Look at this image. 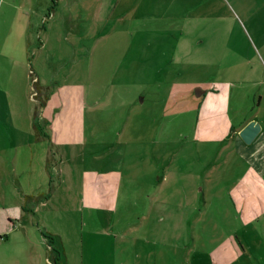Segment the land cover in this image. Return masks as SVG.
<instances>
[{
    "label": "rangeland",
    "instance_id": "374dc122",
    "mask_svg": "<svg viewBox=\"0 0 264 264\" xmlns=\"http://www.w3.org/2000/svg\"><path fill=\"white\" fill-rule=\"evenodd\" d=\"M159 1L57 0L45 18L50 0H0V69H9L21 44L30 58L26 69L50 92L67 83L87 86L85 129L98 138L86 144V160L55 153L50 167L47 158L43 163L50 196L66 199V227L81 226L82 214L74 212L73 222L70 211L80 204L82 170H102L115 159L127 196L111 217L120 252L111 255L124 264H213L193 246L264 244V217L254 222L249 214L254 203H242L246 221L237 220L225 195L248 164L264 173V0ZM27 84L31 101L29 76ZM196 88L203 94L196 96ZM251 121L260 132L246 144L239 132ZM62 175L65 183L54 192ZM155 200L190 210L172 227L168 217L157 222ZM191 206L204 213L196 218L207 221L203 232L185 229ZM67 253L66 264H79L78 251ZM92 257L107 259L106 252ZM248 257L231 264H264Z\"/></svg>",
    "mask_w": 264,
    "mask_h": 264
},
{
    "label": "crops",
    "instance_id": "0c3cea01",
    "mask_svg": "<svg viewBox=\"0 0 264 264\" xmlns=\"http://www.w3.org/2000/svg\"><path fill=\"white\" fill-rule=\"evenodd\" d=\"M148 1L152 4L160 3L159 0ZM167 3H174V0H168ZM45 5L47 7V4ZM20 45L14 48V54L9 57L11 58L9 69H0V264H52V252L45 235H52V245L61 251L60 258L64 264L68 249L72 257H76L77 251L79 252V264H124V260H116L114 257L118 248L114 244L115 236L110 232L114 228L111 217L117 213L120 196H127V192L121 194V175L115 159L111 160L110 166L105 169L82 170L77 194L80 204L78 209L70 211L73 222H77L73 217L74 212L79 211L82 214L79 229L77 225L69 227L64 225L67 220V215L64 214L67 210L63 202H66V199L63 198L61 202V197L55 194L46 200L38 201L35 205L26 203V211L23 210L24 196L43 190L50 180L49 173L43 166L50 152H54V155L59 154L68 162L76 156L85 161L86 144L90 138H98V135L95 137L85 129L87 86L82 83H67L50 92L42 110L39 124L49 138L36 139L32 119L34 102L32 97L30 101V94H27L30 69H26L28 58ZM83 68L81 74L87 75L89 65ZM210 103L206 108L210 107ZM49 108L54 111L52 119ZM221 115L224 113L206 118ZM90 145L92 146L93 142ZM92 160L96 164L101 161V157H94ZM239 175V179L231 181L225 195L239 211L237 220L246 221L245 214L239 206L244 202H250L254 203L252 211L249 212L250 218L254 222H259L261 216L264 217L263 170L260 166L250 163ZM64 183L62 175L54 192ZM154 202L157 205V222H162L163 217H168L171 219L172 227L173 219H179L190 210L184 209V205L163 204L166 203L163 200ZM191 209L187 221L191 219L193 225L188 226L186 221V231L191 229L203 232V226L207 221L205 218L200 220L196 218L204 216V213L201 209L196 210L194 207ZM103 214L106 216L105 220L101 218ZM85 218L90 228L86 231V242L83 231V227L86 226ZM172 227L170 234L175 233ZM154 231L157 232V227ZM233 232L235 233L236 229ZM236 241L233 245L224 242L207 243L201 247L194 245L193 252L196 253L197 250L207 252L211 255L213 264H231L252 255L264 263L263 243L244 245L239 240ZM85 246L87 256L88 250L91 252L89 258L83 257ZM110 251L114 254L111 255ZM248 251L252 254L250 255ZM99 252H106L107 259L98 261L92 257L93 253L97 256ZM134 263L141 264L142 261L137 260Z\"/></svg>",
    "mask_w": 264,
    "mask_h": 264
},
{
    "label": "trees",
    "instance_id": "16d2710c",
    "mask_svg": "<svg viewBox=\"0 0 264 264\" xmlns=\"http://www.w3.org/2000/svg\"><path fill=\"white\" fill-rule=\"evenodd\" d=\"M50 2H51V5L47 9V14L45 18L49 17L50 12L53 11L55 6L57 5V0H50ZM28 62H30V58H28ZM29 78H31V82H32V98L34 102L33 110H32V119H33L35 131H36V139H39V138L48 139L49 137L41 128L39 121L41 119L42 110L46 104V100L48 99L50 95L49 87L39 84V81L36 78V76H34V72L32 71V69H30ZM53 155H54V152L51 151L50 157L47 159V162H46V165L48 167L52 165V162L54 160ZM51 184L52 182L51 180H49L48 185H47L48 188H47V191L45 192L25 195L23 210L26 211L25 210L26 203H31L32 205H35L38 201L46 200L47 198H49L51 189H52ZM45 237L49 240L50 251L52 252V264H64L60 258L61 251H59V249L56 246L52 245L53 244L52 235H45Z\"/></svg>",
    "mask_w": 264,
    "mask_h": 264
},
{
    "label": "water",
    "instance_id": "95a60500",
    "mask_svg": "<svg viewBox=\"0 0 264 264\" xmlns=\"http://www.w3.org/2000/svg\"><path fill=\"white\" fill-rule=\"evenodd\" d=\"M195 92L196 96H200L201 94H203V91H200L199 88H196ZM259 132L260 125L255 121H251L241 129V131L239 132V136L244 143L249 144L253 141V139L258 135Z\"/></svg>",
    "mask_w": 264,
    "mask_h": 264
}]
</instances>
